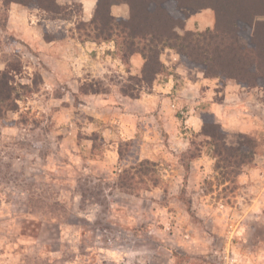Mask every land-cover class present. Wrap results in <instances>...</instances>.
<instances>
[{"label":"rangeland","instance_id":"1","mask_svg":"<svg viewBox=\"0 0 264 264\" xmlns=\"http://www.w3.org/2000/svg\"><path fill=\"white\" fill-rule=\"evenodd\" d=\"M57 2L50 13L0 0V73L16 98L0 118V264H264V112L251 109L256 131H227L229 146L247 143L240 174L224 152L218 172L196 176L193 156L213 141L184 123L190 147L171 152L163 129L168 148L153 169L141 140L119 136L122 112L138 109L122 97L146 93L142 73L116 69L115 43L92 40L89 3ZM166 8L186 15L180 35L215 27L212 9ZM112 14L127 19L130 7ZM174 55H161L164 77ZM145 129L139 121L140 137Z\"/></svg>","mask_w":264,"mask_h":264},{"label":"trees","instance_id":"2","mask_svg":"<svg viewBox=\"0 0 264 264\" xmlns=\"http://www.w3.org/2000/svg\"><path fill=\"white\" fill-rule=\"evenodd\" d=\"M3 1L6 5L19 4L50 13L60 9L57 0ZM115 3L128 4L130 17H115L112 14ZM169 3H174L177 11L184 12L212 9L214 29L186 30L180 35L177 29L185 30L186 15L175 20L166 8ZM82 25L92 29L94 42H114L123 63L130 65L131 57L140 55L144 60L140 80L147 88L158 75L165 73L161 55L167 48L175 50L188 67L203 70L207 77L233 80L248 88L264 85V0H98L91 21L82 22ZM7 78V73H0V118L4 110L14 111L16 107L14 88ZM203 120L202 135L213 141L215 171L220 169L217 159H221L224 152H233L224 162L229 163L226 167L236 165L240 174L247 164L240 154L247 143L229 146L228 133L210 112L203 115ZM132 141L124 142L131 146ZM118 154L122 156L120 149ZM228 157L232 160H226ZM146 165L155 168L150 161H146ZM152 168L146 170V179L154 173Z\"/></svg>","mask_w":264,"mask_h":264},{"label":"crops","instance_id":"3","mask_svg":"<svg viewBox=\"0 0 264 264\" xmlns=\"http://www.w3.org/2000/svg\"><path fill=\"white\" fill-rule=\"evenodd\" d=\"M97 1L84 0L86 7L90 4L91 7L88 8L92 12ZM118 59H115L116 69H120L119 65L124 67ZM162 62L166 68V62ZM130 64L134 73H142V57L132 56ZM170 65L174 72L165 77V73L158 75L152 86L146 87L144 95L136 99L122 97L123 104L136 106L138 109L134 112L131 109L122 112L119 136L126 141L141 140V156L153 163L156 169L157 157L168 148L166 143H161L163 129L168 133L167 142L176 145L171 152L183 153L190 147V142L185 137L188 133L181 132L178 125L184 123L186 129L202 135L203 115L209 112L226 132L236 130L248 133L259 128V119L252 114L251 109L254 107L264 112V85L248 88L233 80L207 77L203 70L183 65L178 55L173 56ZM139 121H146V131L142 137L139 135ZM215 164L214 154L209 153L207 147L200 150L198 156L191 161L195 175L200 178L216 173ZM158 187L154 185V190H158Z\"/></svg>","mask_w":264,"mask_h":264}]
</instances>
